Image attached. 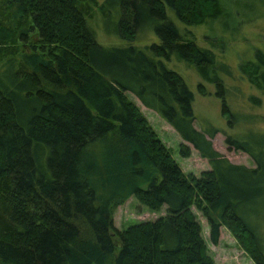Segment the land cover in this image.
Listing matches in <instances>:
<instances>
[{
	"label": "trees",
	"instance_id": "1",
	"mask_svg": "<svg viewBox=\"0 0 264 264\" xmlns=\"http://www.w3.org/2000/svg\"><path fill=\"white\" fill-rule=\"evenodd\" d=\"M229 3L0 2V264H212L190 205L205 218L211 243L223 225L253 264H264V133L226 135L227 146L254 166L229 162L207 138L215 128L205 135L193 127L192 94L163 63L175 58L193 68L198 93H207L204 82L213 85L228 126L240 121L226 103L231 81L221 78L232 76L231 67L217 59L212 41V48L200 47L184 30L226 29ZM95 11L126 46L97 43L89 24ZM29 25L38 42L24 53ZM146 26L157 42L131 45ZM225 48L222 42L218 50ZM237 72L234 80L264 94V49L254 48ZM124 91L162 117L210 168L185 175ZM246 98L249 107L260 104L259 97ZM245 117L251 123L258 116ZM128 197L149 210L164 206L166 214L117 230L111 210Z\"/></svg>",
	"mask_w": 264,
	"mask_h": 264
},
{
	"label": "rangeland",
	"instance_id": "2",
	"mask_svg": "<svg viewBox=\"0 0 264 264\" xmlns=\"http://www.w3.org/2000/svg\"><path fill=\"white\" fill-rule=\"evenodd\" d=\"M166 9L171 21L177 26H181L174 13L169 8ZM227 9L230 17L224 19L226 29L216 27L204 32L205 28L201 25L191 26L190 29L185 27L184 30L194 34L193 41L200 47L212 48L210 45L212 41L216 45L212 49L217 54V59L231 67L232 76L221 74L223 81L226 78L231 81L226 103L232 113L241 114L240 119H244L243 122L240 120L232 127L228 126L226 117L221 114V101L214 95L213 85L204 82L203 85L207 93L205 95L198 93L196 84L200 79L193 68L185 66L183 62L175 58L164 60L163 63L168 69L176 72L183 79L187 89L192 94L193 127L205 133V135L210 127L215 128L216 132L211 137H207L214 150L231 163L252 167L254 166L252 159L245 152L227 146L225 136L230 135L239 139H247V134L254 129L264 133V94L249 86L243 79L241 80L245 83V86H242L244 88L241 87L242 81L234 80V76H238L237 63L240 60L251 58L254 48L264 49V0H230ZM89 24L94 30L95 40L100 45L126 46L128 44L127 41L116 35L111 27L112 23H103L99 19L97 11L90 18ZM30 25L26 44L22 48L24 53L28 52L30 47H33L38 42L37 30ZM181 27L183 28V26ZM141 30L143 31L139 32L133 41L130 42L131 45L142 48L150 43L157 42L156 36L150 27L146 26ZM222 42L226 48L223 52H219L218 48H220ZM234 87H238L239 90H233ZM123 93L138 108L140 114L144 116L154 130L162 145L170 150L171 157L185 175L198 176L201 171L210 168L208 160L202 157L189 143L183 141L162 117L155 111L143 106L130 92L124 91ZM249 95L259 97L260 104L249 107L246 104V97ZM248 113L258 116L255 122L249 123L247 122L248 117L243 118ZM189 209L199 223L200 235L204 240L206 253L212 264H253L249 255L238 246L235 238L223 225L219 227L216 243H211L205 218L193 205H190ZM165 214L164 206H161L158 210H149L134 197H128L111 210L112 225L117 230H123L125 227L135 223L152 221ZM258 222L262 225L261 221L258 220ZM113 239L118 242L116 236ZM259 239L264 252V228L260 230Z\"/></svg>",
	"mask_w": 264,
	"mask_h": 264
}]
</instances>
